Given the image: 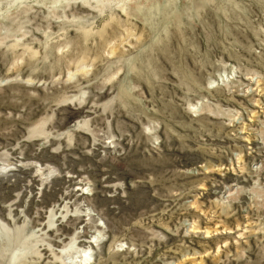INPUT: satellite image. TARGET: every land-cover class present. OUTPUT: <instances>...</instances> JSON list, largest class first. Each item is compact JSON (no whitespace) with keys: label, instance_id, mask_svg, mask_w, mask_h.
<instances>
[{"label":"rangeland","instance_id":"rangeland-1","mask_svg":"<svg viewBox=\"0 0 264 264\" xmlns=\"http://www.w3.org/2000/svg\"><path fill=\"white\" fill-rule=\"evenodd\" d=\"M0 264H264V0H0Z\"/></svg>","mask_w":264,"mask_h":264},{"label":"bare ground","instance_id":"bare-ground-1","mask_svg":"<svg viewBox=\"0 0 264 264\" xmlns=\"http://www.w3.org/2000/svg\"><path fill=\"white\" fill-rule=\"evenodd\" d=\"M91 242H92V240L89 241V243H91Z\"/></svg>","mask_w":264,"mask_h":264}]
</instances>
